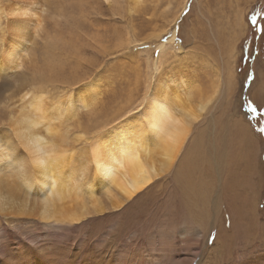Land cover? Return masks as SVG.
<instances>
[{
	"label": "rangeland",
	"instance_id": "374dc122",
	"mask_svg": "<svg viewBox=\"0 0 264 264\" xmlns=\"http://www.w3.org/2000/svg\"><path fill=\"white\" fill-rule=\"evenodd\" d=\"M181 1L143 0L132 14L127 12L128 0H114L111 6L101 0L48 2L43 13L45 30L29 42L19 69L0 72L2 125L26 103L27 98L21 99L23 93L42 84L39 74L45 69L47 31L59 29L58 22L60 28L67 27L68 15L74 14L79 19L73 32L75 49L73 53L69 48L63 50L62 77L71 83L82 75L98 74L102 94L95 107L78 111L71 122L73 130L91 134L99 125L109 127L120 121L140 107L148 84L184 78L193 82V99H211L207 113L185 144L187 153H181L183 171H178L177 161L161 182L152 184L127 207L90 212L79 222L54 230L59 233L60 248L85 254L94 243L107 256L115 254L117 248L148 251L161 264H201L211 256L215 264H234L264 251V227L258 224L250 230L246 227L244 233L249 235L245 241L235 237L232 250L225 244L215 251L212 248L220 225L232 233L233 210L240 212L239 196L249 193L248 203L258 198L255 212L250 207L251 215L246 218L264 225V0H185L178 19L170 22ZM80 4L84 6L82 13L78 11ZM0 5L4 7V0ZM55 5L65 7L64 16H57ZM6 22L2 16V27ZM174 30L176 36L170 42ZM64 31L69 34V30ZM156 61L158 71L153 69ZM63 86L49 81L48 99ZM235 119L249 125L246 136L235 126ZM4 182L6 186V178ZM17 190L25 196L24 190ZM37 197L32 192L29 201L39 204ZM190 200L197 201L195 207H190ZM227 200L230 207L225 206ZM102 201L106 205L105 197ZM214 212L221 215L222 222L218 219L209 228ZM9 213L0 215V252L17 243L24 245L29 236L49 229L34 212Z\"/></svg>",
	"mask_w": 264,
	"mask_h": 264
},
{
	"label": "bare ground",
	"instance_id": "6f19581e",
	"mask_svg": "<svg viewBox=\"0 0 264 264\" xmlns=\"http://www.w3.org/2000/svg\"><path fill=\"white\" fill-rule=\"evenodd\" d=\"M53 1L4 0V7L0 5V21L2 16L7 20L5 27L0 23V72L19 69L23 57L28 53L29 42H33L45 30L43 13L48 2ZM101 1L111 6L114 0ZM184 3L185 0L180 2L170 22L178 19ZM142 4L143 0H128L127 12L132 14ZM54 10L57 16H64L65 7L55 5ZM78 11L82 13L84 6L80 4ZM77 19L74 14H69L67 27L60 28L58 22L59 29L44 34L45 69L41 68L43 71L40 74L37 72L42 80L41 88L37 85L34 90L25 91L21 99L27 98L26 103L9 115L7 124L0 125V215H10L9 211L29 215L34 212L49 227L38 235L29 236L24 245L17 243L3 248L0 264H161L148 251L131 252L117 248L115 254L107 256L101 254L102 249L94 246V243L85 254H77L69 247H58L59 233L54 230L61 229L64 224L77 223L90 212L125 208L152 184L161 182L159 180L168 175L175 163L182 159L181 153L182 156L187 153L184 152L185 144L197 123L207 113L211 99H193V82L184 78L171 80V83L148 84L149 89L140 109L122 118L119 123L112 122L109 127L99 125L91 134L73 130L71 122L77 118L78 111L82 107H95L98 95L102 94L101 77L98 74L90 77L82 75L78 77V82L71 83L62 77L63 50L69 48L73 53L75 49L73 32L78 25ZM241 24L240 27H244L245 24ZM64 29L69 30V34ZM175 32L170 42L174 40ZM131 42L130 39L128 44ZM153 69L158 71L157 61ZM49 81L64 85L51 100L46 91ZM234 121L244 135L248 131L246 127L249 128L247 122L242 119ZM21 145L27 149L30 158L20 148ZM65 162L72 164L61 176L59 165ZM182 163L179 162L178 171H183L185 165L183 167ZM5 178L6 186L3 184ZM16 188L20 192L24 190L25 196L19 195ZM32 192L40 197L39 204L29 201ZM248 195L245 199L239 196L242 200L236 201L239 202L240 212L233 210L232 233L220 225L213 251L224 244L232 250L236 245L231 244L237 236L245 241V235H249L247 231L244 233L246 227L249 230L257 224L260 228L264 227L262 223L246 218L251 215L250 207L252 213L255 212L258 199H250L251 203H248ZM102 197L106 198V205ZM195 202L190 200V207H195ZM217 202L215 198L214 206L211 207L214 210ZM231 204L227 200L225 206L230 207ZM219 216L214 212L211 222V217L207 222L211 223L209 228L217 224L218 219L222 222ZM239 241L236 240V243ZM204 260L201 264H215L212 256ZM234 264H264V251Z\"/></svg>",
	"mask_w": 264,
	"mask_h": 264
},
{
	"label": "snow or ice",
	"instance_id": "6c2138e0",
	"mask_svg": "<svg viewBox=\"0 0 264 264\" xmlns=\"http://www.w3.org/2000/svg\"><path fill=\"white\" fill-rule=\"evenodd\" d=\"M255 19H256L255 16H253V17H252V20L255 21ZM139 109H140V107L137 106V111H138ZM251 110H252L253 112L256 111L255 108H252ZM129 115H132V113H130ZM119 122H120V121H118L117 123H119ZM71 164H72V163L65 162V163L59 165V171H60V173H61V176H63V175L65 174L66 170L71 166ZM32 243H35V242L33 241Z\"/></svg>",
	"mask_w": 264,
	"mask_h": 264
},
{
	"label": "clouds",
	"instance_id": "9594fccd",
	"mask_svg": "<svg viewBox=\"0 0 264 264\" xmlns=\"http://www.w3.org/2000/svg\"><path fill=\"white\" fill-rule=\"evenodd\" d=\"M20 148H22L25 151V153L27 154V156L30 158V154L27 151V149L23 145H21Z\"/></svg>",
	"mask_w": 264,
	"mask_h": 264
},
{
	"label": "crops",
	"instance_id": "0c3cea01",
	"mask_svg": "<svg viewBox=\"0 0 264 264\" xmlns=\"http://www.w3.org/2000/svg\"><path fill=\"white\" fill-rule=\"evenodd\" d=\"M242 199H245V197H244V198H242ZM242 199H241V197H238V198H237V200H239V201H241Z\"/></svg>",
	"mask_w": 264,
	"mask_h": 264
}]
</instances>
